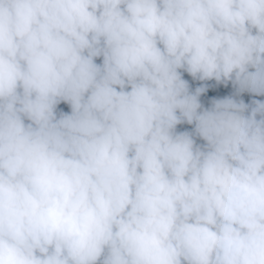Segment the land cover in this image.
<instances>
[{"label": "clouds", "instance_id": "obj_1", "mask_svg": "<svg viewBox=\"0 0 264 264\" xmlns=\"http://www.w3.org/2000/svg\"><path fill=\"white\" fill-rule=\"evenodd\" d=\"M0 264H264V0H0Z\"/></svg>", "mask_w": 264, "mask_h": 264}]
</instances>
